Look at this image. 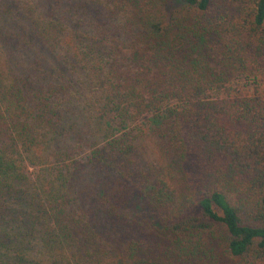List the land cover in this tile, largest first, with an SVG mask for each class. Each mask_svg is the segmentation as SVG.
Returning <instances> with one entry per match:
<instances>
[{
    "label": "trees",
    "instance_id": "16d2710c",
    "mask_svg": "<svg viewBox=\"0 0 264 264\" xmlns=\"http://www.w3.org/2000/svg\"><path fill=\"white\" fill-rule=\"evenodd\" d=\"M257 84L264 0H0V264H264Z\"/></svg>",
    "mask_w": 264,
    "mask_h": 264
},
{
    "label": "rangeland",
    "instance_id": "374dc122",
    "mask_svg": "<svg viewBox=\"0 0 264 264\" xmlns=\"http://www.w3.org/2000/svg\"><path fill=\"white\" fill-rule=\"evenodd\" d=\"M258 85V84H257ZM229 86H231L230 89H238L240 88L243 92L245 93H252L253 91L256 90V85L248 78L244 77V76H239V77H235L231 83H229ZM259 89H263L264 85H261L258 87Z\"/></svg>",
    "mask_w": 264,
    "mask_h": 264
}]
</instances>
